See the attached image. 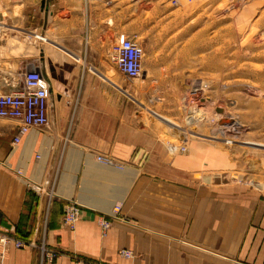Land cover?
<instances>
[{"label": "crops", "instance_id": "1", "mask_svg": "<svg viewBox=\"0 0 264 264\" xmlns=\"http://www.w3.org/2000/svg\"><path fill=\"white\" fill-rule=\"evenodd\" d=\"M20 5H31V11L0 12V70H18L19 77L27 69L42 70L49 84L50 123L14 143L20 121L0 118V264H75V257L130 264L120 249L133 250L135 264H161L172 258L169 248L176 251L179 245L213 258L205 264H215L216 257L225 264H264L263 192L256 191L252 201L242 196L240 202L225 195L230 200L221 218L229 230L216 245L223 238L216 231V190L207 182L185 187L183 173L165 172L167 153L150 150L168 146L146 143L123 124L113 130L99 127V116H109L99 110V44L62 40L61 49L49 38L37 58L23 54L26 41L1 34L86 32L99 38V0H23ZM21 77L0 73V91L23 87ZM181 157H175L177 164ZM70 203L79 209L74 228L63 221ZM116 205L127 221L117 218ZM102 217L112 220L106 236L99 227ZM8 237L32 245L3 246ZM45 249L62 255L50 262Z\"/></svg>", "mask_w": 264, "mask_h": 264}, {"label": "rangeland", "instance_id": "2", "mask_svg": "<svg viewBox=\"0 0 264 264\" xmlns=\"http://www.w3.org/2000/svg\"><path fill=\"white\" fill-rule=\"evenodd\" d=\"M21 1L0 0V12L31 11ZM43 33L1 32L38 48L48 47L49 38L61 49L62 40L84 47L99 44V110L109 115L99 116V127L113 130L123 124L146 143L168 146L150 151L167 153L164 171L183 173L185 187L209 183L216 190V231L223 233L216 245H222L229 229L221 217L230 197L252 201L256 191L264 193V0H99V38L86 32ZM125 37L143 47L140 78L125 77L111 61ZM3 72L22 79L18 70ZM176 156H182L181 163ZM99 158L116 163L111 156ZM119 207L116 215L124 222ZM99 227L106 236L111 226L106 231ZM173 248L168 256L179 261L161 264H193L191 256L205 259L199 264L213 261L182 245ZM55 252L57 260L62 253ZM118 254L135 264L133 250ZM80 261L105 264L75 257V264ZM215 264L225 261L216 257Z\"/></svg>", "mask_w": 264, "mask_h": 264}, {"label": "built area", "instance_id": "3", "mask_svg": "<svg viewBox=\"0 0 264 264\" xmlns=\"http://www.w3.org/2000/svg\"><path fill=\"white\" fill-rule=\"evenodd\" d=\"M144 50L142 45L134 38H122L117 49L111 55L114 66L129 79L140 78L143 70ZM23 87H17L9 92L0 91V118L17 119L20 121L14 143L30 130L45 128L49 125V84L46 75L40 69H27L22 73ZM102 159V158H100ZM119 205L114 210L119 211ZM78 207L74 203L66 206L63 221L74 228L78 219ZM111 220L100 218L99 224L106 231L111 226ZM12 242L17 248L30 247L32 244L15 238H3V246ZM45 257L50 262L57 258V252L45 249ZM130 253L127 252V256ZM76 264H92L90 262H77Z\"/></svg>", "mask_w": 264, "mask_h": 264}, {"label": "bare ground", "instance_id": "4", "mask_svg": "<svg viewBox=\"0 0 264 264\" xmlns=\"http://www.w3.org/2000/svg\"><path fill=\"white\" fill-rule=\"evenodd\" d=\"M26 46V45H25ZM24 49V48H23ZM25 50H27V51H29V52H32V53H38V52H40V48H38V47H34V46H27V48L25 49ZM99 160H101L102 161V159H100L99 158ZM114 213H116V212H114Z\"/></svg>", "mask_w": 264, "mask_h": 264}, {"label": "water", "instance_id": "5", "mask_svg": "<svg viewBox=\"0 0 264 264\" xmlns=\"http://www.w3.org/2000/svg\"><path fill=\"white\" fill-rule=\"evenodd\" d=\"M42 5H43V6H45V1H44V2H42Z\"/></svg>", "mask_w": 264, "mask_h": 264}]
</instances>
